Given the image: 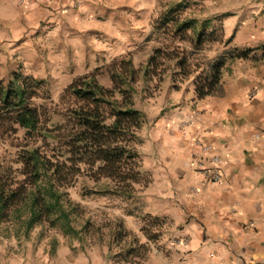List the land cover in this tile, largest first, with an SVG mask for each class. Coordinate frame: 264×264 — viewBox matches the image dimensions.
I'll return each mask as SVG.
<instances>
[{
    "label": "crops",
    "instance_id": "obj_1",
    "mask_svg": "<svg viewBox=\"0 0 264 264\" xmlns=\"http://www.w3.org/2000/svg\"><path fill=\"white\" fill-rule=\"evenodd\" d=\"M208 2L212 6L217 0ZM223 2V11L212 12L228 43L215 55L234 48L252 53L228 60L220 85L203 99L195 84L209 65L184 80L168 69L159 96L150 99L146 115L158 118L149 142L154 154L143 165L154 185L138 193L133 220L125 217L135 232L159 227L153 230L155 239L139 235L151 248L142 264H264V0ZM71 5L72 0H0V67L8 60L34 66L43 40L70 52L82 70L77 76L87 73V65L100 66L95 54L86 63L85 52L100 50L103 45L95 36L121 23L113 26V17L106 22L88 18L86 2L83 9ZM128 29L132 31V21ZM198 142L212 144L221 155L220 183H207L196 169L205 155ZM55 255L51 264H131L95 240L62 244Z\"/></svg>",
    "mask_w": 264,
    "mask_h": 264
},
{
    "label": "trees",
    "instance_id": "obj_2",
    "mask_svg": "<svg viewBox=\"0 0 264 264\" xmlns=\"http://www.w3.org/2000/svg\"><path fill=\"white\" fill-rule=\"evenodd\" d=\"M181 14L169 9L156 19V31L168 40L153 50L145 65L135 66L126 56L76 77L64 90L65 109L54 112L59 117L56 121L47 108L35 103L44 80L20 71L8 81L0 80V144L20 130L26 140L15 165L0 161V224H12L19 237H27L36 226H47L65 236L96 232L102 239L103 227L84 218L83 207L68 190L80 178L95 184L84 185V196L134 198L137 186H148L150 175L140 152V133L148 118L138 105V83L142 77L146 82L156 80V91L171 67L176 70L174 77L187 79L202 68L196 54L206 42L228 43L222 29L207 31L208 20ZM251 53L238 48L223 51L198 76L197 97L215 92L228 60L246 59ZM104 73L110 77V86L100 81ZM111 229L116 244L133 235L121 221ZM147 229L142 227L155 239L157 234ZM134 251L128 248L117 257L129 261Z\"/></svg>",
    "mask_w": 264,
    "mask_h": 264
},
{
    "label": "rangeland",
    "instance_id": "obj_3",
    "mask_svg": "<svg viewBox=\"0 0 264 264\" xmlns=\"http://www.w3.org/2000/svg\"><path fill=\"white\" fill-rule=\"evenodd\" d=\"M223 1L217 0V3L211 6L208 0H109V4L106 6L104 0H102V4H97L95 0H81L79 3L72 0L71 8L75 10L83 9L86 2L88 7L83 10H88V18L99 17L106 22L113 17V26L121 23L118 29H110L106 26L103 34L95 36V40L103 45L100 47L102 51H96L93 48L87 49L85 52L86 63H90L89 55L95 54L96 61L100 65L98 67H104L115 59L126 56L133 60L135 66H140L146 64L156 47L163 46L164 40L165 42L168 40V38L156 31L155 21L162 12L174 9L177 10V13H182L183 17H194L199 19L200 22L208 20L207 31L210 32L215 29L217 33H220L222 24L219 21L214 22L212 9L223 11L225 7ZM96 6L100 7L101 13L95 9ZM131 21L132 31L128 29V23ZM43 41L39 44V48H36L37 62H35L34 66L19 60L16 63L8 60L6 66L1 65L2 67H0V80L8 81L15 71L44 80V85L35 98V103L47 108L49 114H53L52 119L56 121L59 117L54 112L60 113L65 109V104L61 101L64 90L78 77L77 73L82 70L77 68V61L71 59L70 52L63 51L59 43L50 42L51 40L46 43ZM221 44L220 42H206L202 50L196 54V58L202 65H210L216 59V56L220 54L217 53L215 55V51L221 48ZM90 68L87 65L83 67V70L88 73L95 69V67ZM169 70H172L174 76L175 68L171 67ZM100 81L106 86L111 85V80L107 73L100 77ZM155 84L156 80L146 82L142 77L137 85L138 105L144 111L149 108L150 99L159 96V89L154 91ZM151 91L156 93V95L149 96L148 94ZM150 113L148 111V114ZM147 118L148 123L140 133L142 138L140 152L143 161L146 157L154 154L150 149L149 142L153 137L152 132L158 115L154 114L150 117L147 116ZM25 143L26 140L22 130L17 134L6 137L0 144V161L3 164L15 165L14 161L17 158V154ZM153 181L154 179L151 177L148 186H137L138 192L134 198H121L95 194L84 196V185L92 188L95 184L92 181L80 178L76 185L68 190L70 197L83 207L85 219L90 218L91 221L103 227L104 235L102 239L100 234L96 232L90 234L82 233L79 237L65 236L59 230L51 229L47 226H36L29 232L27 237L22 234L19 237L17 228L12 224H0V264H51L52 261L56 260L55 251L62 244L64 246H70L74 242L87 244L89 240L105 242L112 256L119 258V260L121 258L117 256L125 253L123 250L133 248L136 251L128 259L129 261L122 259L121 261L131 264H142L144 256L151 248L140 242L141 238L139 235L147 234L142 231V228L139 232L129 229V223H126L125 217L131 221L133 220L130 216H132V210L138 208L140 202L138 193H142L147 187H153ZM117 221H121L125 229L133 234L132 237H126L120 244L112 242L113 230L111 228H117ZM158 229V226H154L147 230L152 234L153 230ZM154 233L158 235L157 232ZM140 245L144 246L140 247ZM53 264L55 263L53 262Z\"/></svg>",
    "mask_w": 264,
    "mask_h": 264
},
{
    "label": "built area",
    "instance_id": "obj_4",
    "mask_svg": "<svg viewBox=\"0 0 264 264\" xmlns=\"http://www.w3.org/2000/svg\"><path fill=\"white\" fill-rule=\"evenodd\" d=\"M80 1L81 0H74L76 3H79ZM198 143L201 145L205 155L197 161L195 165L196 169L205 176L207 183H220L223 176L221 155L216 152L215 147L212 144Z\"/></svg>",
    "mask_w": 264,
    "mask_h": 264
}]
</instances>
